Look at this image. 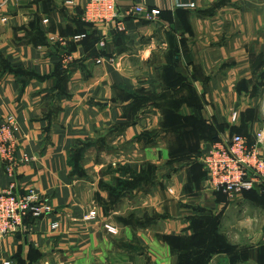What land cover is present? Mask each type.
Listing matches in <instances>:
<instances>
[{
  "label": "crops",
  "instance_id": "crops-1",
  "mask_svg": "<svg viewBox=\"0 0 264 264\" xmlns=\"http://www.w3.org/2000/svg\"><path fill=\"white\" fill-rule=\"evenodd\" d=\"M66 1L0 0V121L19 194L53 210L0 239V264H264V187L217 193L201 164L212 137L264 133V0H119L107 23ZM85 139L87 179L68 165ZM110 163L152 181L113 203Z\"/></svg>",
  "mask_w": 264,
  "mask_h": 264
},
{
  "label": "built area",
  "instance_id": "built-area-1",
  "mask_svg": "<svg viewBox=\"0 0 264 264\" xmlns=\"http://www.w3.org/2000/svg\"><path fill=\"white\" fill-rule=\"evenodd\" d=\"M119 0H88L83 18L88 23H107L116 17V6ZM71 4L70 1H66ZM179 8H193L194 5L178 4ZM140 14L141 7L135 9ZM158 15L151 11L148 18ZM81 36L75 37L80 39ZM100 61H97L99 63ZM17 123L12 116L0 121V163L8 178V186L0 189V238L14 234L20 229L27 218L35 220L46 218L53 210L46 202L39 199L36 191L29 187L26 193L18 192L17 168L28 160L17 156ZM264 144V133H258L256 144L249 146L240 135H233L228 139L218 140L209 144L201 164L206 173L207 181L214 191L228 197L252 191L264 186V157L259 152V145ZM96 217L90 212L87 219ZM57 223L51 224V229L58 228ZM105 228L110 233L114 230ZM3 264H11L5 262Z\"/></svg>",
  "mask_w": 264,
  "mask_h": 264
},
{
  "label": "trees",
  "instance_id": "trees-1",
  "mask_svg": "<svg viewBox=\"0 0 264 264\" xmlns=\"http://www.w3.org/2000/svg\"><path fill=\"white\" fill-rule=\"evenodd\" d=\"M80 36V35H78ZM83 36V38L86 37V34H83L81 35ZM82 38V39H83ZM209 144L211 143H214V142H217L218 139L216 137H212L211 140H209ZM81 142H77L76 143V146H75V149L77 146H80ZM94 143L92 142H89V144H85L84 145V148L80 149V150H77L76 154H77V158L76 160L73 162L70 157H71V154L74 153L75 149H73V151L70 153V157L68 158V165L71 167V175L73 176H78V177H81V176H85V171L79 167L80 163H81V159L84 158V154L85 152L88 151V148H91L93 146ZM118 171V173L122 176L124 175V173L126 172L127 168L126 166H123L121 168H118L116 169ZM142 172V171H141ZM205 172V171H204ZM145 174H131L130 176V179H122V177L120 176V178L117 180V184L115 187H112V186H104L110 193L113 199V203H116V201L122 196V194L126 191H129L133 188H135L136 186L140 185L141 183H149L152 181V168L151 167H147V169L144 171ZM206 175V173H204ZM261 187H264L263 185H261ZM254 191V190H252ZM251 191H247V192H244L245 194L246 193H249ZM264 192V190H263ZM217 193H220V192H217ZM261 195H264V194H261ZM29 219H32V218H27L23 224H25ZM35 220V219H34Z\"/></svg>",
  "mask_w": 264,
  "mask_h": 264
},
{
  "label": "rangeland",
  "instance_id": "rangeland-1",
  "mask_svg": "<svg viewBox=\"0 0 264 264\" xmlns=\"http://www.w3.org/2000/svg\"><path fill=\"white\" fill-rule=\"evenodd\" d=\"M77 142H81V144H80V146H77L76 149H75V146H76V143H77ZM89 142H92V143H93V141L90 140V139L77 140V141L75 142V144L73 145V148L71 149L70 153L73 151V149H75V151H74L73 154H71V157H70V153H69L68 158L70 157V159L74 162V161L76 160V158H77V154H76L77 150H80V149L84 148V145H85V144H86V145L89 144ZM91 148H92V147H91ZM91 148H88V150L91 149ZM83 159H84V158H83ZM83 159H81L82 161H81L79 167H81V168L84 170V167H85L86 165L88 166V161H90L91 159H90L89 157L85 158L84 160H83ZM94 159H95V157H94ZM94 159H93V161H94ZM103 160H104V163H108V162H110L109 159H106V158H103ZM89 164H90V163H89ZM107 165H108V164H105L104 167H107L108 169H109V168H115V169H118V168L123 167L121 164H118V163H116V164H114V165H112V164L110 163L108 166H107ZM112 166H115V167H112ZM104 167H103V168H104ZM120 176H121V175L119 174V177H120ZM88 177H89V176H88ZM88 177H87V174H85L84 177L81 176V177H79V178H85V179H87ZM104 186H106V183H105L104 181L100 180V181H99L98 188H99V189H105ZM95 199H96V201L100 202L99 196L96 197ZM29 218H30V217H29ZM9 236H10V235H9ZM9 236H7V237H9ZM7 237H5V238H7ZM5 238H0V239H5ZM5 262L11 263L10 261H5ZM5 262H3V263H5ZM3 263H2V264H3ZM11 264H12V263H11Z\"/></svg>",
  "mask_w": 264,
  "mask_h": 264
}]
</instances>
